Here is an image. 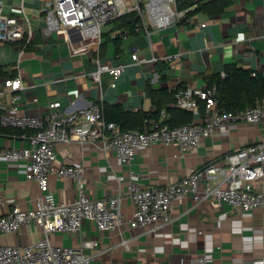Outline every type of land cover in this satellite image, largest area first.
<instances>
[{"label":"crops","instance_id":"crops-1","mask_svg":"<svg viewBox=\"0 0 264 264\" xmlns=\"http://www.w3.org/2000/svg\"><path fill=\"white\" fill-rule=\"evenodd\" d=\"M2 1L9 14H19L24 6L34 30V38L20 60L23 41L0 43V102L10 103L17 95L22 114L45 117L52 109L51 102L58 99L69 111L99 103L155 112L153 98L148 94L150 86L169 90L181 84L203 87L208 85L209 73L222 72L229 63L264 73V0H233L222 15L193 13L169 28L153 31L152 44L143 28L139 34L123 37L119 53L112 38L120 31L109 22L103 27L102 38L107 44L104 48L102 42L101 59L113 65L130 63L116 86L109 72L103 73L101 82L95 81L91 74L96 69L93 53L79 49L82 40L72 39L73 30L44 33V5L49 0ZM136 49L141 57L160 59L133 61L131 55ZM19 72L27 85L25 90L15 91L3 85L4 78H15ZM199 113L195 121L204 118L205 112ZM23 133L0 132V146L24 145ZM260 139H264V124L224 125L184 154L176 144L156 143L139 148L130 164H123L115 152H104L92 142L82 146L73 141L57 145L56 162L84 164L88 193L92 198L105 199L119 189V174L135 177L145 188L167 186L201 166L227 165L229 153ZM252 184L256 190L264 191V177ZM50 187L58 200L70 201L76 197L78 184L68 177L52 176ZM37 195L29 162L0 156V196L6 199L4 205L0 204V215L10 210L12 202L20 203L23 209L33 208ZM123 210L126 219H131L133 204L127 197L123 199ZM173 217L172 223L159 230L134 228L126 222L117 232L99 230L94 222L86 221L78 232H57L51 238L55 244L77 247L84 239H97L99 247L85 251L107 250L103 254L107 264H188L192 256L205 252L214 254L209 264H250L253 258L264 256V207L239 212L229 204L219 206L214 199L197 205L189 192L182 200L174 201ZM41 234L36 228L24 227L17 233L5 234L1 241L32 243Z\"/></svg>","mask_w":264,"mask_h":264},{"label":"built area","instance_id":"built-area-1","mask_svg":"<svg viewBox=\"0 0 264 264\" xmlns=\"http://www.w3.org/2000/svg\"><path fill=\"white\" fill-rule=\"evenodd\" d=\"M178 1L49 0L44 5V33L51 35L54 32L73 30L72 39L75 37L82 40L79 49L93 53L96 69L91 74L95 81L101 82L103 73L109 72L115 79L113 86H116V81L130 63L113 65L101 59L103 27L124 14L135 12L152 44L153 31L169 28L187 19L190 12L199 8L198 3L180 8ZM205 25L206 23L202 24ZM33 38L34 30L24 6L19 14H9L0 0V43L23 41L20 60ZM131 57L133 61L140 63L160 59L141 57L138 49ZM221 74L226 76L225 71ZM3 85L15 91L27 88L21 72L15 78H4ZM201 101L206 102L205 115L201 121L171 126L166 122L168 114L164 109L160 119H146L142 129L136 130H122L119 123L107 120L104 106L99 103L69 111L63 107L61 100H54L50 104L51 111L44 117L20 113L17 95L10 103L0 102L1 125L24 130L23 138L26 140L22 146H0V156L28 161L38 188L33 208L23 209L20 203L12 202L10 210L0 215V264H107L103 258L107 250L98 249L93 253L85 251L98 248L99 240L84 239L78 247L58 245L52 242V235L57 232H78L86 221L94 222L102 231H120L126 222L134 228L149 227L150 230H159L172 223L174 201L182 200L189 192L193 193L197 205L214 199L219 206L229 204L239 212L264 207V191L256 190L252 184L254 180L264 177V139L229 153L225 166H201L185 178L167 186L145 188L135 177L119 174V189L105 199L92 198L88 193L84 164L56 162L59 143L76 141L83 146L92 142L104 152H115L123 164H130L139 148H150L156 143L176 144L184 154L198 147L204 137L213 135L224 125L264 124V101L244 109L227 110L219 106L215 98V87L208 85H187L180 88L175 93L172 105L198 114ZM52 176L75 180L78 184L76 197L70 201L58 200L50 187ZM216 177L219 181L215 182ZM240 182L245 185L240 186ZM123 185H126L125 189ZM125 197L133 204L131 219H126L123 210ZM5 203L6 199L0 196V204ZM24 227L40 230L41 237L25 244H7L1 241L5 234L17 233ZM213 258V252L196 254L188 264H209ZM250 264H264V256L253 258Z\"/></svg>","mask_w":264,"mask_h":264},{"label":"trees","instance_id":"trees-1","mask_svg":"<svg viewBox=\"0 0 264 264\" xmlns=\"http://www.w3.org/2000/svg\"><path fill=\"white\" fill-rule=\"evenodd\" d=\"M195 3L199 4V8L188 14L190 17L193 13H206L209 16L222 15L226 13L227 8L233 3V0H179L180 8L191 6ZM187 17V18H188ZM186 20V19H185ZM116 25V29L120 33L112 38L115 42L116 51H121L120 41L125 35L139 34L143 30V24L140 17L135 12L124 14L111 21ZM111 39V40H112ZM109 41V39L107 40ZM107 42H103L106 48ZM226 76H222V72L209 73L207 76V84L209 87H215V98L219 106L227 110H238L255 106L257 103L264 101V73L245 67L237 63H229L225 66ZM186 87V84L179 85L174 90L156 89L152 86L148 88V94L152 96L156 106L155 112H147L144 110L132 111L126 110L119 105H103L107 120L116 121L122 130L142 129L146 119L158 120L162 116V111H167L166 122L171 126H179L182 124L192 123L196 120L197 114L170 105L175 100V93ZM166 96V100L163 98ZM171 100V101H170ZM169 104V105H168ZM206 108V102H200V115H203ZM2 109L0 107V116ZM16 130L19 133L24 132L22 129H14L3 127L0 123V132Z\"/></svg>","mask_w":264,"mask_h":264}]
</instances>
